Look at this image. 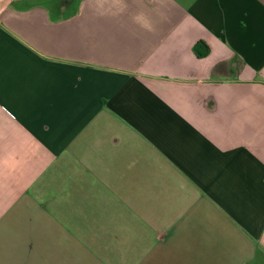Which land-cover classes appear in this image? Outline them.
<instances>
[{
	"label": "crops",
	"instance_id": "crops-1",
	"mask_svg": "<svg viewBox=\"0 0 264 264\" xmlns=\"http://www.w3.org/2000/svg\"><path fill=\"white\" fill-rule=\"evenodd\" d=\"M0 264H264V0H0Z\"/></svg>",
	"mask_w": 264,
	"mask_h": 264
},
{
	"label": "trees",
	"instance_id": "trees-1",
	"mask_svg": "<svg viewBox=\"0 0 264 264\" xmlns=\"http://www.w3.org/2000/svg\"><path fill=\"white\" fill-rule=\"evenodd\" d=\"M191 49L195 56H201L206 53L207 46L203 41L197 39L192 43Z\"/></svg>",
	"mask_w": 264,
	"mask_h": 264
}]
</instances>
